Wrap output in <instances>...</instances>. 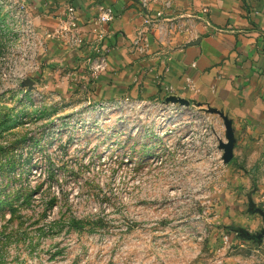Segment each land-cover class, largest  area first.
<instances>
[{
    "label": "rangeland",
    "instance_id": "1",
    "mask_svg": "<svg viewBox=\"0 0 264 264\" xmlns=\"http://www.w3.org/2000/svg\"><path fill=\"white\" fill-rule=\"evenodd\" d=\"M28 4L0 0V264H264V130L169 86L100 96L104 57L46 66Z\"/></svg>",
    "mask_w": 264,
    "mask_h": 264
},
{
    "label": "crops",
    "instance_id": "2",
    "mask_svg": "<svg viewBox=\"0 0 264 264\" xmlns=\"http://www.w3.org/2000/svg\"><path fill=\"white\" fill-rule=\"evenodd\" d=\"M28 3L41 32L51 34L63 25L66 8H76L78 31L90 45L69 50L46 36L44 63H55L58 72L72 64L78 68L72 75L80 76L82 68L89 70L96 56H103L104 70L85 82L100 96L135 92L142 97L169 86L205 109L248 119L253 133L264 130V0ZM98 5L112 10V21L97 22ZM256 245L264 248V241Z\"/></svg>",
    "mask_w": 264,
    "mask_h": 264
},
{
    "label": "built area",
    "instance_id": "3",
    "mask_svg": "<svg viewBox=\"0 0 264 264\" xmlns=\"http://www.w3.org/2000/svg\"><path fill=\"white\" fill-rule=\"evenodd\" d=\"M145 3V1H144ZM65 19L61 28L54 33H46V36L51 39L62 40L65 37H68L73 43H81V38L78 33V12L75 7L68 6L64 15ZM113 20V12L110 8H105L102 5L97 6V22L99 24H106ZM103 60V59H100ZM99 60V61H100ZM104 61V60H103ZM103 61L97 63L94 71L101 70L103 67Z\"/></svg>",
    "mask_w": 264,
    "mask_h": 264
},
{
    "label": "water",
    "instance_id": "4",
    "mask_svg": "<svg viewBox=\"0 0 264 264\" xmlns=\"http://www.w3.org/2000/svg\"><path fill=\"white\" fill-rule=\"evenodd\" d=\"M173 101H178L180 104H187V101L182 100V99H174ZM262 233L264 234V230Z\"/></svg>",
    "mask_w": 264,
    "mask_h": 264
}]
</instances>
